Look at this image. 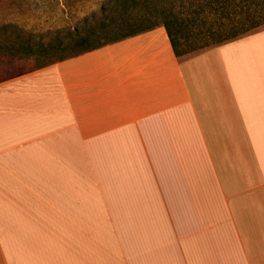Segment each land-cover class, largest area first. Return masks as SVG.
<instances>
[{
	"label": "crops",
	"instance_id": "obj_1",
	"mask_svg": "<svg viewBox=\"0 0 264 264\" xmlns=\"http://www.w3.org/2000/svg\"><path fill=\"white\" fill-rule=\"evenodd\" d=\"M0 264H264V30L0 82Z\"/></svg>",
	"mask_w": 264,
	"mask_h": 264
},
{
	"label": "trees",
	"instance_id": "obj_2",
	"mask_svg": "<svg viewBox=\"0 0 264 264\" xmlns=\"http://www.w3.org/2000/svg\"><path fill=\"white\" fill-rule=\"evenodd\" d=\"M159 27L165 28L177 57L201 53L263 31L264 0H110L100 15L47 42L0 27V64L32 60L40 69Z\"/></svg>",
	"mask_w": 264,
	"mask_h": 264
},
{
	"label": "rangeland",
	"instance_id": "obj_3",
	"mask_svg": "<svg viewBox=\"0 0 264 264\" xmlns=\"http://www.w3.org/2000/svg\"><path fill=\"white\" fill-rule=\"evenodd\" d=\"M110 0H0V27L8 31L31 33L35 41L47 42L57 32L80 27L92 14L100 15ZM3 30V28H1ZM62 35V33H60ZM2 33H0V37ZM2 38V37H1ZM184 55L181 59L199 54ZM0 79L34 68L32 60H4L0 64Z\"/></svg>",
	"mask_w": 264,
	"mask_h": 264
}]
</instances>
